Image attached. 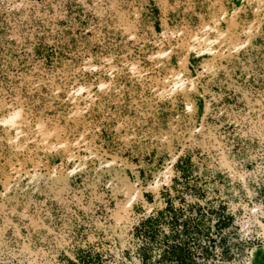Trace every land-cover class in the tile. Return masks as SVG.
<instances>
[{"label": "rangeland", "instance_id": "rangeland-1", "mask_svg": "<svg viewBox=\"0 0 264 264\" xmlns=\"http://www.w3.org/2000/svg\"><path fill=\"white\" fill-rule=\"evenodd\" d=\"M0 264H264V0H0Z\"/></svg>", "mask_w": 264, "mask_h": 264}]
</instances>
